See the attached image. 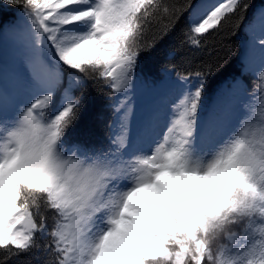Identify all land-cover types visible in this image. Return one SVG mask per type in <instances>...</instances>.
<instances>
[{"label":"snow or ice","instance_id":"6c2138e0","mask_svg":"<svg viewBox=\"0 0 264 264\" xmlns=\"http://www.w3.org/2000/svg\"><path fill=\"white\" fill-rule=\"evenodd\" d=\"M0 2L20 9L7 64L0 47V264H264V9L248 91L221 63L146 64L186 13L193 55L235 35L248 0ZM138 83L169 94L133 139Z\"/></svg>","mask_w":264,"mask_h":264},{"label":"trees","instance_id":"16d2710c","mask_svg":"<svg viewBox=\"0 0 264 264\" xmlns=\"http://www.w3.org/2000/svg\"><path fill=\"white\" fill-rule=\"evenodd\" d=\"M176 3H184L185 0H175ZM193 4L205 2V0H192ZM251 7L246 13L245 27L240 29L235 35L231 26L226 27L219 34L209 38L207 47L194 55L185 47L181 46L182 32L186 26L187 13L177 23L175 30L167 37L163 44L159 45L155 52L151 56L146 58V64L161 71L163 75V67L166 64H175L178 69L188 67L184 64V60L191 59L192 66H197L202 62L221 63L226 66L224 73L218 77V81L223 83L224 78L233 75H241V79L244 84L247 85V80L252 77L250 75H242L241 68L244 62V49L246 47V33L249 31V27L256 26L259 23V12L264 9V0H248ZM20 16V9L5 3L0 2V20L6 26L5 29L0 32V47H2L3 57L5 63H8V59L12 55V40L14 33L12 26L17 22ZM174 79V73H173ZM165 88L159 89H145L139 83L135 87L132 93V102L136 105L142 103L145 106L152 105V102L161 94ZM91 104H90V116L95 121L96 131L99 135H103L105 128L104 123L99 126L97 123L102 117L107 118V113L104 108V98L99 91L91 89ZM245 99H249L245 97ZM206 105L208 101L205 102ZM144 113V111H143ZM135 112L133 113V115ZM133 128V127H132ZM38 264L32 256H22L14 259L10 264Z\"/></svg>","mask_w":264,"mask_h":264},{"label":"rangeland","instance_id":"374dc122","mask_svg":"<svg viewBox=\"0 0 264 264\" xmlns=\"http://www.w3.org/2000/svg\"><path fill=\"white\" fill-rule=\"evenodd\" d=\"M10 61V60H9ZM8 61V62H9ZM252 79H253V77H250L248 80H247V89L249 90V91H251V89H252ZM168 94H169V89H167L165 92H163L162 94H161V96L159 97V99H157V101H156V105H155V107H154V109H159V110H161L162 112H164L165 111V106H164V104H163V100H164V98L165 97H167L168 96ZM141 105L139 104V107H140ZM165 116H166V113H165ZM106 119V117H102L101 118V120L100 121H98V125L99 126H101L103 123H104V120ZM133 139H135V134L133 135Z\"/></svg>","mask_w":264,"mask_h":264}]
</instances>
